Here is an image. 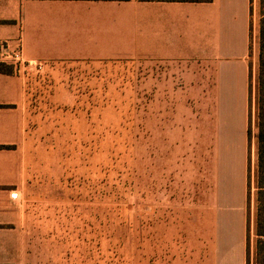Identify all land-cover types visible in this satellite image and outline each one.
<instances>
[{"label": "rangeland", "instance_id": "1", "mask_svg": "<svg viewBox=\"0 0 264 264\" xmlns=\"http://www.w3.org/2000/svg\"><path fill=\"white\" fill-rule=\"evenodd\" d=\"M251 10L259 25V0ZM258 51L257 37L245 244L248 234L252 264ZM27 78L23 207L44 219L39 239L60 242L62 264L216 263L223 200L239 179L223 148L240 143L238 89L219 90L218 117L216 89L191 86L196 80L169 66L73 64Z\"/></svg>", "mask_w": 264, "mask_h": 264}, {"label": "crops", "instance_id": "2", "mask_svg": "<svg viewBox=\"0 0 264 264\" xmlns=\"http://www.w3.org/2000/svg\"><path fill=\"white\" fill-rule=\"evenodd\" d=\"M257 37L251 0H0V64L12 69L0 73V264H62L60 242L39 239L44 219L23 207L28 78L1 59L19 46L24 60L48 71L121 61L169 66L196 80L191 86L216 89L218 117L219 90L238 89L240 143L223 148L229 166L237 159L239 179L223 200L215 264H246L248 92Z\"/></svg>", "mask_w": 264, "mask_h": 264}, {"label": "trees", "instance_id": "3", "mask_svg": "<svg viewBox=\"0 0 264 264\" xmlns=\"http://www.w3.org/2000/svg\"><path fill=\"white\" fill-rule=\"evenodd\" d=\"M262 15L259 21V51H258V68L255 80V109H256V127H257V165L255 170L254 183L256 188L255 202V235L257 240L255 242V250L253 257V264H264V0H259ZM12 69L9 66L0 64V73H11ZM252 69L250 65V84H249V114H248V128L247 139L248 147L251 146L252 140V118L251 107L253 103V89H252ZM248 200L250 196V158L248 160ZM249 251V235L247 234V250H246V264L250 262Z\"/></svg>", "mask_w": 264, "mask_h": 264}, {"label": "built area", "instance_id": "4", "mask_svg": "<svg viewBox=\"0 0 264 264\" xmlns=\"http://www.w3.org/2000/svg\"><path fill=\"white\" fill-rule=\"evenodd\" d=\"M1 59L8 60L9 64L15 69V70H23L27 71H34L35 73L39 74L42 73L45 69V65L41 63H34V62H28L24 60L22 56L21 46L17 48L15 51H13L11 54L8 55H2Z\"/></svg>", "mask_w": 264, "mask_h": 264}]
</instances>
